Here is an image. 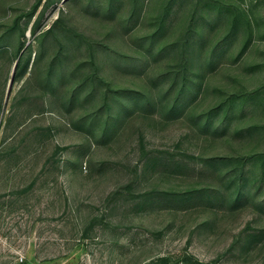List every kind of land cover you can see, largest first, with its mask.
<instances>
[{
    "label": "rangeland",
    "instance_id": "obj_1",
    "mask_svg": "<svg viewBox=\"0 0 264 264\" xmlns=\"http://www.w3.org/2000/svg\"><path fill=\"white\" fill-rule=\"evenodd\" d=\"M0 151V264H264V0H0Z\"/></svg>",
    "mask_w": 264,
    "mask_h": 264
},
{
    "label": "trees",
    "instance_id": "obj_2",
    "mask_svg": "<svg viewBox=\"0 0 264 264\" xmlns=\"http://www.w3.org/2000/svg\"><path fill=\"white\" fill-rule=\"evenodd\" d=\"M49 4V3H48ZM115 8V10H114V12L116 11V9H117V7H114ZM168 11H170L169 9H168ZM164 21L165 20H163L162 22H161V28H162V26L164 25ZM52 29L51 28H49L48 30H46V32L47 31H51ZM204 32H202L201 33V37H204V35H205V33L203 34ZM199 38H200V36H199ZM200 41L201 40H199L198 39V42L197 41H195V43H192V44H189V45H191L190 47H189V49L186 51V52H183L184 53V61H185V63H186V65H187V72H186V74L188 75V74H190V75H194V74H197V75H203L204 76V74H205V68H204V64H201V63H203L204 61H203V59H200L199 57H198V55L199 54H197V55H191L193 52H195L196 51V47H194L193 45H199V43H200ZM148 50H150V52L152 51V49H150V48H148ZM154 52H155V50H154ZM159 56V55H158ZM157 58V57H156ZM155 58V59H156ZM200 59V60H199ZM181 60H182V57H181ZM200 62V63H199ZM97 70H99V68L97 69ZM64 72V71H63ZM198 72V73H197ZM185 74V75H186ZM89 75V74H88ZM87 75V77H85L84 78V81H83V83L80 85V87H84L85 86V84L86 83H89V81H91L90 79L92 78V83H93V77H94V75L95 74H93V76H88ZM53 76V75H52ZM64 77H62L61 76V80L63 79ZM188 77L187 76H185V86H184V89H183V92H184V94H188L189 96H188V100H191L193 97H196L197 95L195 94V92L196 93H198V92H200V90L202 89V86H200V83H196V80L195 79H192V80H187V81H190L192 84H189V85H187V83H186V79H187ZM79 87V88H80ZM77 93L78 92H75V95L73 96L74 98H76L77 97ZM195 95V96H194ZM185 96V95H184ZM184 96H181L180 98H177L176 100H175V103H174V108L176 109L177 108V110L179 111L180 109H178V108H181V107H183V106H178V104L176 105V103L177 102H184V106L186 105V102H187V100L185 99L186 97H184ZM183 98V100H181ZM212 125H213V122H212ZM1 154H2V152L0 151V157H1ZM227 158H231V157H227ZM232 159H234V158H232ZM179 163L180 162H177V164L179 165ZM243 166V165H242ZM244 173V172H243ZM204 191H208V188H205V190ZM200 198H204L203 197V195H201L200 196ZM209 198H207V200H208Z\"/></svg>",
    "mask_w": 264,
    "mask_h": 264
},
{
    "label": "water",
    "instance_id": "obj_3",
    "mask_svg": "<svg viewBox=\"0 0 264 264\" xmlns=\"http://www.w3.org/2000/svg\"><path fill=\"white\" fill-rule=\"evenodd\" d=\"M64 1H66V0H64ZM16 67H17V63L15 64V68H14V69H16ZM13 76H14V75H13ZM13 78H14V77H12V80H11L9 93L11 92V86H12V84H13ZM9 93H8V97H9Z\"/></svg>",
    "mask_w": 264,
    "mask_h": 264
}]
</instances>
